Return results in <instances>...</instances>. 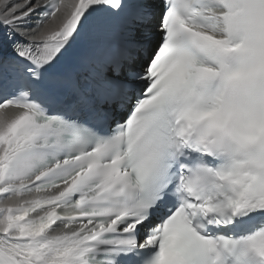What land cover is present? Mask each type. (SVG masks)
Returning a JSON list of instances; mask_svg holds the SVG:
<instances>
[{
  "label": "snow or ice",
  "instance_id": "6c2138e0",
  "mask_svg": "<svg viewBox=\"0 0 264 264\" xmlns=\"http://www.w3.org/2000/svg\"><path fill=\"white\" fill-rule=\"evenodd\" d=\"M0 264H264V0H0Z\"/></svg>",
  "mask_w": 264,
  "mask_h": 264
}]
</instances>
